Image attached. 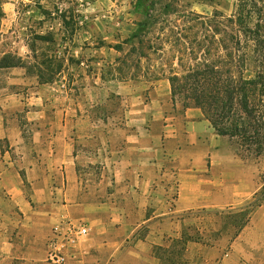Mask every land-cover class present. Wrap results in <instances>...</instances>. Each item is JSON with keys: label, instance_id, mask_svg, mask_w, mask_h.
<instances>
[{"label": "crops", "instance_id": "crops-1", "mask_svg": "<svg viewBox=\"0 0 264 264\" xmlns=\"http://www.w3.org/2000/svg\"><path fill=\"white\" fill-rule=\"evenodd\" d=\"M23 48L21 66L0 69V264H49L46 243L65 221L88 228L68 264H161L154 249L198 230L200 211L262 189L259 158L232 155L199 109L179 111L166 78L123 72L110 43L86 60L78 45L76 73L52 82L23 65ZM223 237L207 249L189 240L186 259L264 264V203L234 254Z\"/></svg>", "mask_w": 264, "mask_h": 264}, {"label": "rangeland", "instance_id": "rangeland-1", "mask_svg": "<svg viewBox=\"0 0 264 264\" xmlns=\"http://www.w3.org/2000/svg\"><path fill=\"white\" fill-rule=\"evenodd\" d=\"M135 1L3 0L0 59L5 55L16 59L19 51H25V45L31 58L23 65L30 63L37 67L43 79L57 81L76 73L75 67L66 71L70 65L76 66L78 45L86 51L79 58L86 60L93 45L99 48L110 43L119 49L117 59L123 72L145 76L149 81L180 78L187 70L203 66L226 68L230 51L235 58L233 65L241 64L245 51L242 28L230 22L237 15L238 0H149L146 15L141 11L134 14ZM244 1L251 7L256 4V17L260 19L264 36V0ZM37 37H49L54 42L40 41ZM43 61L50 62L42 66ZM172 102L179 106V111L184 110L179 95ZM225 139L232 155L249 162L260 159L258 174L264 187V155H250L234 141ZM256 195L237 207L200 211L198 230L188 226L183 239L199 242L201 249H207L211 244L220 243L224 236L223 251L234 254L235 238L257 207L251 205L255 199L260 205L264 202ZM246 245L250 243L244 240L245 248ZM184 259L190 264L186 256Z\"/></svg>", "mask_w": 264, "mask_h": 264}, {"label": "trees", "instance_id": "trees-1", "mask_svg": "<svg viewBox=\"0 0 264 264\" xmlns=\"http://www.w3.org/2000/svg\"><path fill=\"white\" fill-rule=\"evenodd\" d=\"M148 2L136 0L135 10L146 15ZM252 5L238 0L237 15L234 21H230L242 28L241 34L245 41L240 65H233L235 58L230 51L228 67L213 65L189 69L184 76H173L169 82L172 101L179 95L183 100V109H199L218 137L228 138L248 154L260 157L264 155V36L260 19L256 17V4ZM2 6L3 0H0V27L5 16ZM37 38L54 42L49 37ZM49 62L43 61L41 64L47 66ZM21 65L22 61L18 57L13 59L5 55L0 59V69ZM39 78L40 82L53 81L43 79L41 72ZM256 196L264 201V187ZM255 200L252 208L260 205ZM188 241L182 237L167 241L164 247L155 248L161 264H187L184 256Z\"/></svg>", "mask_w": 264, "mask_h": 264}, {"label": "built area", "instance_id": "built-area-1", "mask_svg": "<svg viewBox=\"0 0 264 264\" xmlns=\"http://www.w3.org/2000/svg\"><path fill=\"white\" fill-rule=\"evenodd\" d=\"M88 235L84 223L65 221L51 232L46 243L45 259L49 264H68L74 259L77 247Z\"/></svg>", "mask_w": 264, "mask_h": 264}]
</instances>
